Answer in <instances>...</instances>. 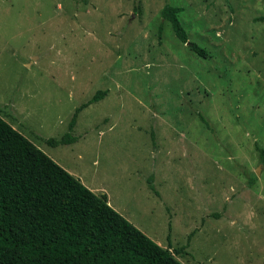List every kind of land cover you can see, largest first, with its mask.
<instances>
[{
    "label": "rangeland",
    "instance_id": "1",
    "mask_svg": "<svg viewBox=\"0 0 264 264\" xmlns=\"http://www.w3.org/2000/svg\"><path fill=\"white\" fill-rule=\"evenodd\" d=\"M0 117L182 264H264V0H0Z\"/></svg>",
    "mask_w": 264,
    "mask_h": 264
},
{
    "label": "trees",
    "instance_id": "2",
    "mask_svg": "<svg viewBox=\"0 0 264 264\" xmlns=\"http://www.w3.org/2000/svg\"><path fill=\"white\" fill-rule=\"evenodd\" d=\"M181 11L167 4L161 16L187 43ZM189 48L206 58L196 44ZM104 96L98 91L77 107L67 132L46 144L77 142V115ZM257 151L264 165V148ZM186 247L159 246L110 207L105 194L89 190L0 117V264H182L175 256Z\"/></svg>",
    "mask_w": 264,
    "mask_h": 264
},
{
    "label": "crops",
    "instance_id": "3",
    "mask_svg": "<svg viewBox=\"0 0 264 264\" xmlns=\"http://www.w3.org/2000/svg\"><path fill=\"white\" fill-rule=\"evenodd\" d=\"M82 140V139H81ZM80 140V141H81ZM79 141V142H80ZM79 142L78 143H72V144H69V145H71L70 147H78V145H79ZM62 146H68V145H62ZM50 151H55V150H53V149H51ZM44 152L46 153V155H50V153L48 154V152L46 151V150H44ZM51 156V159H54V161L55 162H57L58 164H59V166H61L64 170H66L69 174H71V175H73L74 177H76V178H79V180L81 181V183L84 185V186H86L89 190H91L92 192H94L95 193V191L96 190H98V189H95V188H92V187H89V185H87L81 178V175L80 174H78V173H76L74 170H71V169H69L68 167H66L65 165H63L62 163H60V161H58L55 157H53L52 155H50ZM109 204V203H108ZM111 207V206H110ZM159 245V244H158ZM160 246V245H159ZM161 247H163V246H161Z\"/></svg>",
    "mask_w": 264,
    "mask_h": 264
},
{
    "label": "water",
    "instance_id": "4",
    "mask_svg": "<svg viewBox=\"0 0 264 264\" xmlns=\"http://www.w3.org/2000/svg\"><path fill=\"white\" fill-rule=\"evenodd\" d=\"M258 169H259V168H258ZM258 169H257V171H258ZM257 171H256V172H257Z\"/></svg>",
    "mask_w": 264,
    "mask_h": 264
}]
</instances>
